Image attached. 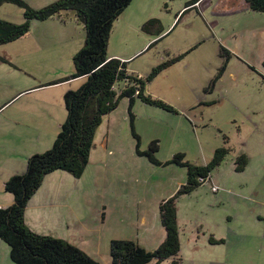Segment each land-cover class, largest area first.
<instances>
[{"label":"rangeland","instance_id":"rangeland-1","mask_svg":"<svg viewBox=\"0 0 264 264\" xmlns=\"http://www.w3.org/2000/svg\"><path fill=\"white\" fill-rule=\"evenodd\" d=\"M184 1L137 0L128 10L133 15L128 12L115 22L108 48V56L127 63L128 73L140 78L181 57L147 83L145 90L175 112L136 99L132 122L130 102L121 99L97 129L83 176L76 179L56 171L38 190L51 203L66 199L73 210L62 211L60 222L49 220L44 226L31 222V227L68 242L100 264H112V241L157 250L166 239L160 205L176 197L188 179V169L172 163L173 158L184 155L185 162L203 166L221 148L229 154L212 173L211 182L178 196L180 264H264V35L260 33L264 14L223 15L216 11L218 0L200 13L185 14ZM26 3L36 11L43 6L37 1L33 6ZM72 15L64 17L73 19ZM153 19L173 27L156 39V25L144 30ZM0 20L22 25L24 10L6 4L0 8ZM78 30H82L83 48L84 25ZM235 32L238 41L232 37ZM21 39L1 46L0 51L25 42ZM35 59L41 58L30 61L32 71L41 79L53 65L66 68V59L53 60L51 65ZM39 64L44 66L37 68ZM17 77L19 81L29 78L24 72ZM123 87L118 82L116 92L120 94ZM241 155L247 156L249 164L245 171L236 172L234 164ZM211 236L215 241L225 239L226 244L214 245ZM0 264H14L1 240Z\"/></svg>","mask_w":264,"mask_h":264},{"label":"trees","instance_id":"trees-1","mask_svg":"<svg viewBox=\"0 0 264 264\" xmlns=\"http://www.w3.org/2000/svg\"><path fill=\"white\" fill-rule=\"evenodd\" d=\"M200 1L188 2L185 13ZM245 1L253 12L264 14V0ZM132 2L133 0H58L36 11L23 0H0V8L12 4L24 10L22 25L0 20V47L28 35L34 22H45L62 13H73L86 31L84 46L73 58L75 73L65 80L86 78V82L78 90L65 95L68 115L52 148L28 158L26 173L12 177L4 186L5 192L14 197V204L0 209V240L8 245L10 259L14 264H100L64 240L31 231L25 221L28 204L51 173L64 171L76 179L83 176L94 147L97 129L103 118L117 109L121 99L126 98L130 102L132 122V107L136 99L147 105L175 112L172 107L147 96L145 90L147 83L152 82L160 72L178 62L181 57L158 66L147 78H140L128 73L127 63L108 56L114 24ZM160 24L159 20L153 19L144 26V30L156 25L158 35L161 32ZM220 50L230 57L227 49L221 46ZM0 61L7 63L4 58H0ZM118 82L124 83L120 94L115 90ZM132 130L135 138L139 139L134 128ZM228 154L227 148L216 150L206 166L185 162L184 155L175 156L172 163L186 167L188 179L176 197L160 205L161 222L166 232L164 243L157 250L148 252L133 242L112 241V264H151L154 261L155 264H162L167 260H172V264H180L181 242L176 205L178 196L188 195L204 185L200 183V179L209 182L212 173ZM152 161L159 164L153 158ZM248 164L246 155L238 157L236 171L243 172ZM211 242L224 243L213 239Z\"/></svg>","mask_w":264,"mask_h":264},{"label":"crops","instance_id":"crops-1","mask_svg":"<svg viewBox=\"0 0 264 264\" xmlns=\"http://www.w3.org/2000/svg\"><path fill=\"white\" fill-rule=\"evenodd\" d=\"M25 1H28L32 6L37 1L43 4L40 7L43 9L58 0ZM136 1L133 0L121 17L128 14L129 8ZM190 1L192 0L184 1L182 12L186 11V4ZM210 3L213 1L201 0L188 12L197 10L200 13L201 9ZM216 11L222 12L223 15L242 14L241 17L243 15L247 17L249 15L247 13H252L245 0H218ZM64 15H69V13H62L45 22H34L29 34L20 40L25 42H19L17 46L13 45L0 51V58L7 60V63L0 61V209L8 208L14 204V197L5 192V183L14 176L26 173L28 158L43 154L52 148L68 115L64 101L65 95L70 91L78 90L86 82V78L65 81L75 73L73 58L82 49L80 44V31L82 30H78L81 23L74 20L76 19L75 15H72L73 19H66ZM129 15L132 16L133 12L132 14L129 12ZM73 25H76L77 28H73ZM172 27L173 23H161L159 28L161 32L156 39L167 34ZM35 31L40 34H35ZM260 33L264 35V32ZM75 34H77V39ZM238 36L236 32L232 35L233 39L237 41ZM235 55L241 56L238 52ZM35 57L41 58L35 60L51 61L48 65L55 64L53 60L66 59V68L59 67L57 64V66L53 65L51 69H47L46 78L41 79L39 74L36 76L34 70L32 71L34 65L30 64V61ZM109 57L115 58L116 56ZM40 66L44 65L39 64L37 68ZM18 72L27 73L28 80L19 81ZM38 73L40 72L38 71ZM7 75L8 78H6ZM234 166L236 171V162ZM49 187L52 186L49 185ZM39 191L31 199L25 212L27 226L37 234L39 231L31 227V222L43 224V226L49 220L60 222L59 214H63L65 209L73 210L66 199H63V202L51 203L48 196L40 197ZM68 228L70 229V227ZM40 235L50 236L52 234L42 232ZM211 239L216 240L213 236ZM221 241L224 243L218 244H226L225 239H221ZM216 242H220V240ZM214 245L217 244L214 243Z\"/></svg>","mask_w":264,"mask_h":264},{"label":"built area","instance_id":"built-area-1","mask_svg":"<svg viewBox=\"0 0 264 264\" xmlns=\"http://www.w3.org/2000/svg\"><path fill=\"white\" fill-rule=\"evenodd\" d=\"M199 181H200V183H202V184H206V183H207V182H206L205 180H203V179H200Z\"/></svg>","mask_w":264,"mask_h":264},{"label":"flooded vegetation","instance_id":"flooded-vegetation-1","mask_svg":"<svg viewBox=\"0 0 264 264\" xmlns=\"http://www.w3.org/2000/svg\"><path fill=\"white\" fill-rule=\"evenodd\" d=\"M211 180H212V178H211ZM211 180H210L209 182H207L206 184L210 183V182H211ZM206 184H204V185H206ZM202 186H203V185H202Z\"/></svg>","mask_w":264,"mask_h":264}]
</instances>
